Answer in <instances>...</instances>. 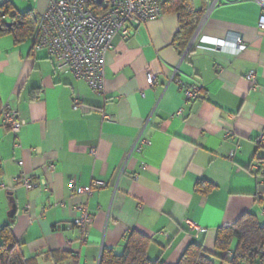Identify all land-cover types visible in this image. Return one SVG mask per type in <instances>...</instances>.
Here are the masks:
<instances>
[{"label":"crops","instance_id":"obj_1","mask_svg":"<svg viewBox=\"0 0 264 264\" xmlns=\"http://www.w3.org/2000/svg\"><path fill=\"white\" fill-rule=\"evenodd\" d=\"M47 2L9 4L38 20ZM192 5L207 9L209 0ZM261 13L254 0H218L185 47L175 39V14L131 27L105 56L103 94L57 72L33 35L17 43L0 33V109L8 104L26 122L16 135L0 126V229L9 225L23 257L99 264L103 249L121 252L135 230L151 242L149 260L176 264L190 244L214 255L217 232L244 214L264 225ZM237 38L242 50L231 46ZM250 72L255 92L245 79ZM177 81L200 86V98L185 100ZM138 138L147 145L135 151ZM22 173L49 192L26 190ZM72 178L78 188L106 186L87 199L71 191ZM82 205L92 218L86 244L73 226L74 207Z\"/></svg>","mask_w":264,"mask_h":264},{"label":"built area","instance_id":"obj_2","mask_svg":"<svg viewBox=\"0 0 264 264\" xmlns=\"http://www.w3.org/2000/svg\"><path fill=\"white\" fill-rule=\"evenodd\" d=\"M11 0H0L10 3ZM218 0H209L205 10L203 21L216 5ZM261 8L256 26L260 32H264V1L254 0ZM93 4L105 8L101 15L96 14ZM162 16L161 0H48L43 13L38 17L33 34L34 47L38 51H44L55 62V70L59 73L71 74L77 80L83 81L88 88L103 94L105 88V56L112 48V41L116 36L129 37L131 27H139L157 20ZM216 47H224L225 41L216 42ZM236 50H242L244 45L240 38L231 44ZM176 72H174V75ZM174 78V76H173ZM250 90L257 89L256 76L253 72L245 76ZM154 76L148 74L146 84L154 85ZM184 94L185 100L191 101L200 98L201 88L197 84L188 86L180 81L176 82ZM73 108H79L78 100L73 101ZM110 121L109 117L103 118ZM17 111L4 104L0 109V126L18 134L25 125ZM259 146L264 147V136L257 139ZM147 141L138 138L133 150L139 151ZM22 166V162H18ZM259 175H264V163L258 165ZM53 169V168H51ZM18 182L26 189L42 188L49 192V188L41 181L33 182L26 174L22 173ZM75 179L69 180L71 191L76 196L91 198L93 193L106 186L104 182L92 181L88 187L78 188ZM64 207L63 203L59 204ZM78 216L73 221V226L78 232L81 244H86L88 228L92 224V218L86 205L74 207ZM232 253L227 251L222 254V260L228 262Z\"/></svg>","mask_w":264,"mask_h":264},{"label":"trees","instance_id":"obj_3","mask_svg":"<svg viewBox=\"0 0 264 264\" xmlns=\"http://www.w3.org/2000/svg\"><path fill=\"white\" fill-rule=\"evenodd\" d=\"M93 6L96 14L105 12L102 6ZM205 10L203 8L196 11L192 0L161 1L162 15L175 14L178 17L175 39L179 43L182 42L184 47L196 31ZM7 19L8 23L5 21ZM36 24L37 18L32 13H13L8 2L0 4V33L12 34L17 43L30 38ZM150 244L149 238L132 230L126 235L121 252L103 249L99 264H161L148 259L147 249ZM19 247L11 235L9 225L3 226L0 229V264H35L34 259L23 257ZM214 250L215 254L209 255L201 246L190 244L176 264H216V258L220 264H264V225L260 224L253 214H244L233 226L217 232ZM227 251L232 253V258L225 262L222 260V254Z\"/></svg>","mask_w":264,"mask_h":264},{"label":"rangeland","instance_id":"obj_4","mask_svg":"<svg viewBox=\"0 0 264 264\" xmlns=\"http://www.w3.org/2000/svg\"><path fill=\"white\" fill-rule=\"evenodd\" d=\"M215 258H216V257H215ZM215 261H216V264H220V262H219V260H218L217 258H216Z\"/></svg>","mask_w":264,"mask_h":264}]
</instances>
